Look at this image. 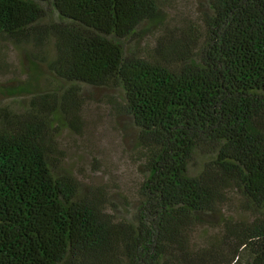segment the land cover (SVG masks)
Returning <instances> with one entry per match:
<instances>
[{
    "label": "trees",
    "instance_id": "trees-1",
    "mask_svg": "<svg viewBox=\"0 0 264 264\" xmlns=\"http://www.w3.org/2000/svg\"><path fill=\"white\" fill-rule=\"evenodd\" d=\"M165 1L0 0L28 64L0 106V264H264V0H199L175 33ZM92 88L134 131L133 193L63 165Z\"/></svg>",
    "mask_w": 264,
    "mask_h": 264
},
{
    "label": "rangeland",
    "instance_id": "rangeland-1",
    "mask_svg": "<svg viewBox=\"0 0 264 264\" xmlns=\"http://www.w3.org/2000/svg\"><path fill=\"white\" fill-rule=\"evenodd\" d=\"M199 0L165 1L168 29L171 33L197 20ZM153 27L147 41L153 40ZM26 50L0 39V106L22 107L27 99L11 95L12 88L25 80ZM113 89H88L83 94L78 119L70 121L58 135L63 165L84 183L106 184L118 192L133 193L142 178V158L135 146L134 131L127 118L109 103L106 94ZM198 164V162H196ZM226 213L242 215L240 205L228 201ZM204 228V227H203ZM202 227L196 236L204 234Z\"/></svg>",
    "mask_w": 264,
    "mask_h": 264
}]
</instances>
